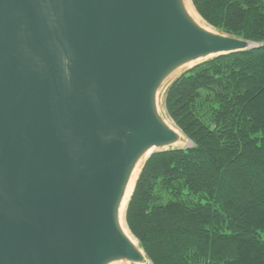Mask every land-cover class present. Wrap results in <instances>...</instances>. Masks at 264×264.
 Segmentation results:
<instances>
[{
    "label": "water",
    "instance_id": "1",
    "mask_svg": "<svg viewBox=\"0 0 264 264\" xmlns=\"http://www.w3.org/2000/svg\"><path fill=\"white\" fill-rule=\"evenodd\" d=\"M208 27L183 0H0V264H151L136 184L137 245L119 210L141 160L136 183L189 141L159 94L255 48Z\"/></svg>",
    "mask_w": 264,
    "mask_h": 264
},
{
    "label": "trees",
    "instance_id": "2",
    "mask_svg": "<svg viewBox=\"0 0 264 264\" xmlns=\"http://www.w3.org/2000/svg\"><path fill=\"white\" fill-rule=\"evenodd\" d=\"M254 49L180 76L164 109L190 148L153 154L126 211L151 264H264V0H191Z\"/></svg>",
    "mask_w": 264,
    "mask_h": 264
},
{
    "label": "bare ground",
    "instance_id": "3",
    "mask_svg": "<svg viewBox=\"0 0 264 264\" xmlns=\"http://www.w3.org/2000/svg\"><path fill=\"white\" fill-rule=\"evenodd\" d=\"M183 4H184V8H185L188 16L194 21V23L197 26L201 27L204 30L212 31V29L210 27H208V25L203 21V19L196 12V10H195V8H194L191 0H183ZM251 47H252V44H251ZM197 63H199V62L190 63V64L186 65L185 67L179 69L178 71H176L171 76V79H174L177 75H179L180 73H182L185 69L191 68L194 65H196ZM180 136H181L180 137V141L177 144H175L174 148H183L184 147V145H185V138L181 134H180ZM147 156H148V154H147ZM145 159L146 158H144L143 160H141L139 162V164L137 165L135 171L133 172V174L131 176V179L129 181V185L126 188L125 195H124V198L122 200V203H121V206H120V210H119V217H120V225H121V228H122L123 232L128 237H130V239L133 240V242L136 245H137L136 241L133 239L132 235L130 234V232L128 231V229L126 227V224L124 222V215H125V210H126V207H127L128 202H129V199L131 198V194L133 193V190H134V187H135V184H136V180L138 178V175L140 173L141 167H142ZM147 263L148 262H145L144 264H147ZM115 264H121V263H115Z\"/></svg>",
    "mask_w": 264,
    "mask_h": 264
},
{
    "label": "rangeland",
    "instance_id": "4",
    "mask_svg": "<svg viewBox=\"0 0 264 264\" xmlns=\"http://www.w3.org/2000/svg\"><path fill=\"white\" fill-rule=\"evenodd\" d=\"M252 46H255V45H252ZM179 76H180V74L177 77H179ZM164 95H165L164 91H161V93L159 94V98H158L159 99V105H160L161 110H163L162 112L168 118V115L166 114V111L164 109ZM191 146H192L191 143L185 139V145H184L183 149L190 148Z\"/></svg>",
    "mask_w": 264,
    "mask_h": 264
}]
</instances>
